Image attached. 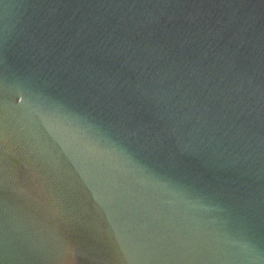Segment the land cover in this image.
Here are the masks:
<instances>
[{"label": "water", "instance_id": "1", "mask_svg": "<svg viewBox=\"0 0 264 264\" xmlns=\"http://www.w3.org/2000/svg\"><path fill=\"white\" fill-rule=\"evenodd\" d=\"M0 264H264V0H0Z\"/></svg>", "mask_w": 264, "mask_h": 264}]
</instances>
